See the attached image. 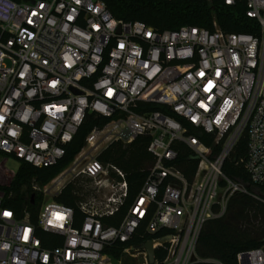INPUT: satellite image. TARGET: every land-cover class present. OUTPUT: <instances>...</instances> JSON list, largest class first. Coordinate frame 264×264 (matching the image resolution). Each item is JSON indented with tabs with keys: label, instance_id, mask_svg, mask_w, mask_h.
<instances>
[{
	"label": "built area",
	"instance_id": "built-area-1",
	"mask_svg": "<svg viewBox=\"0 0 264 264\" xmlns=\"http://www.w3.org/2000/svg\"><path fill=\"white\" fill-rule=\"evenodd\" d=\"M220 1L243 3L257 31H157L114 18L100 0H0V155L52 167L88 115L108 120L47 185L31 184L43 196L34 223L5 207L0 190V264H151L135 248L148 242L152 264H222L196 246L204 224L247 192L222 172L244 137L240 161L264 196V0ZM138 137L149 138L154 163L128 203L124 173L97 156ZM178 143L197 160L191 180L175 164ZM79 177L93 194L75 227L73 210L52 198ZM121 211L117 226L105 225ZM236 262L264 264V246Z\"/></svg>",
	"mask_w": 264,
	"mask_h": 264
},
{
	"label": "trees",
	"instance_id": "trees-1",
	"mask_svg": "<svg viewBox=\"0 0 264 264\" xmlns=\"http://www.w3.org/2000/svg\"><path fill=\"white\" fill-rule=\"evenodd\" d=\"M12 1L20 2L21 0ZM100 1L105 3L114 18L126 22H141L157 31H175L183 26L213 30L214 23L225 33L253 34L257 31L255 21L246 16L243 3L226 6L220 0ZM107 121L93 114L88 115L73 141L68 145L65 158L55 166L38 169L20 162L19 170L10 185L0 187V190L8 195L4 206L15 211L18 218L29 213L34 223L43 202V196L34 193L30 187L31 184L47 185L80 152L90 130L94 126L104 125ZM148 144V137H138L130 145L111 143L97 156V160L102 165H113L124 173L128 184V203L138 194L148 170L154 163V156L148 152ZM175 146L178 150L175 164L184 177L191 180L197 160L185 145L178 143ZM245 151L246 138L244 137L225 160L222 172L230 180L243 183L247 192L232 195L226 204L224 214L204 224L196 246V253L201 258L216 259L222 264H237L238 253L264 246V196H260L263 201L253 197L255 187L251 184L249 175L240 161L245 156ZM90 194H93V190L89 181L79 177L68 182L60 194L52 199L73 210L74 226L79 227L84 217L79 205ZM32 196L33 203H31ZM122 215L123 211L115 217L104 219L105 225L117 226ZM140 233L141 231L132 240L133 243L142 241ZM119 247L122 248L123 245L120 244ZM111 255L116 259L119 253L113 252Z\"/></svg>",
	"mask_w": 264,
	"mask_h": 264
},
{
	"label": "rangeland",
	"instance_id": "rangeland-1",
	"mask_svg": "<svg viewBox=\"0 0 264 264\" xmlns=\"http://www.w3.org/2000/svg\"><path fill=\"white\" fill-rule=\"evenodd\" d=\"M20 167V162L10 156L0 155V187H8L13 178L11 176L15 175ZM8 177V178H7ZM254 193L263 196L259 191L254 189ZM263 201L261 198L258 199ZM129 264V263H126Z\"/></svg>",
	"mask_w": 264,
	"mask_h": 264
},
{
	"label": "water",
	"instance_id": "water-1",
	"mask_svg": "<svg viewBox=\"0 0 264 264\" xmlns=\"http://www.w3.org/2000/svg\"><path fill=\"white\" fill-rule=\"evenodd\" d=\"M33 203V196H32V202ZM167 239H163L160 241V243H165ZM136 249H145L147 251L148 257H149V262L152 264L154 260V250L152 249V244L151 242H148L142 246L135 247Z\"/></svg>",
	"mask_w": 264,
	"mask_h": 264
}]
</instances>
